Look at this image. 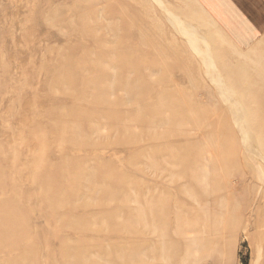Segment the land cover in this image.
Here are the masks:
<instances>
[{"label":"rangeland","instance_id":"rangeland-1","mask_svg":"<svg viewBox=\"0 0 264 264\" xmlns=\"http://www.w3.org/2000/svg\"><path fill=\"white\" fill-rule=\"evenodd\" d=\"M0 264H264V0H0Z\"/></svg>","mask_w":264,"mask_h":264},{"label":"bare ground","instance_id":"bare-ground-1","mask_svg":"<svg viewBox=\"0 0 264 264\" xmlns=\"http://www.w3.org/2000/svg\"><path fill=\"white\" fill-rule=\"evenodd\" d=\"M213 77L215 78V80H216L217 83L220 82V79H219L218 75L213 76ZM235 110H236V112H237V116L240 118V117L242 116V112L240 111V108H239L238 106H237V107L235 106ZM244 136H245L249 141L254 142V141L252 140V136H251L250 134L245 133Z\"/></svg>","mask_w":264,"mask_h":264}]
</instances>
